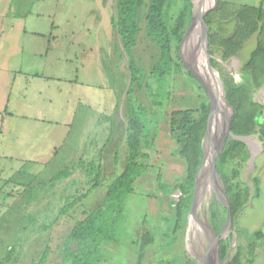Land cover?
I'll return each mask as SVG.
<instances>
[{
	"label": "rangeland",
	"instance_id": "1",
	"mask_svg": "<svg viewBox=\"0 0 264 264\" xmlns=\"http://www.w3.org/2000/svg\"><path fill=\"white\" fill-rule=\"evenodd\" d=\"M181 1L173 0L172 4L178 7ZM184 1L188 22L185 31L190 32L182 44L181 56L187 64L186 54L192 49L189 37L193 30L194 4L193 0ZM147 3L145 0L139 10L140 32L133 49V56L145 73L155 63L158 53L144 30ZM115 5L116 0H0V59L7 55L5 63H0V264H34L45 246L50 248L45 264H61L63 243L72 226L101 202L107 184L124 165V97L130 79L127 57L111 24ZM215 17L209 25L205 23L207 39L210 29L223 34L236 27L234 20L217 22ZM261 39L264 42V33ZM246 40L240 53L226 59L218 47L210 53L208 46L210 64L223 88L224 79L248 88L251 100L261 106L264 114V87L251 86L242 72V62L253 50L256 35ZM13 44L20 46L16 54L9 50ZM32 61L33 68L24 72ZM4 69L10 75L5 82L1 76ZM168 80L169 98L161 107H154L157 112L155 117L151 116L157 120L154 141L151 147L143 149L147 158L140 159L146 163L145 172L135 181L134 193L125 202V237L102 244L101 264H136L135 243L142 231L152 234L153 243L146 247L140 264H157L165 258L177 264L190 258L197 264L198 253L189 239L193 196L184 220L180 219L179 227L172 232L174 216L164 219L155 197V181L158 173L166 184H172L182 175L183 162L172 154L176 141L170 134L169 113L176 109H196L201 100L209 103V98L191 72L175 74ZM4 85L9 94L2 92ZM219 94L222 96L221 88ZM134 98L150 109L143 91L137 90ZM205 134L206 130L201 163ZM246 136L258 144L251 161L253 150L247 141L249 157L241 172L249 195L253 193L250 202L244 204L236 223L231 225L227 222V206L218 191L209 195L204 212L211 232L223 236L218 248L222 240L228 242L227 256L233 258L239 253L245 264L253 256L251 264H263L264 255L258 253L264 232L258 226L264 223L261 220L264 211L260 208L264 192L254 197L250 177L257 176L264 168V143L256 130ZM98 164L102 168L99 185L67 214L57 217L68 199L90 186L94 173L85 169ZM61 171H67L68 175L52 180ZM216 171L222 181L217 168ZM222 184L227 197L223 181ZM179 197L178 190L170 194L173 201ZM198 213L202 215V210ZM252 224L256 226L251 227ZM257 229L262 234L259 239L255 237ZM252 242L256 247L250 248Z\"/></svg>",
	"mask_w": 264,
	"mask_h": 264
},
{
	"label": "trees",
	"instance_id": "2",
	"mask_svg": "<svg viewBox=\"0 0 264 264\" xmlns=\"http://www.w3.org/2000/svg\"><path fill=\"white\" fill-rule=\"evenodd\" d=\"M173 0H148L143 15L144 30L147 38L157 47V59L148 73L138 65L133 56L137 36L140 32L139 10L145 0H116L115 15L111 24L116 31L121 47L127 57V69L130 83L125 92V159L122 169L112 178L105 188V193L99 204L84 213L83 218L77 220L67 235L61 250V264H101L104 259L102 244L117 242L125 237L124 208L129 195L134 193L135 181L145 172L146 163L140 159L147 158L143 149L151 147L155 138L157 111L154 107H161L169 98V77L175 74L190 72L185 69L178 55L179 45L188 25L185 18L184 5L175 7ZM214 21H235L234 30L220 33L219 30H209L208 46L211 53L214 47L221 51L222 58L240 53L247 37L256 35V43L249 56L242 62V72L247 76L251 86L264 87V9L228 2L218 1L217 8L205 16V23ZM225 97L233 109L231 118V133L234 136H246L256 130L259 139L264 143V114L259 104L253 102L250 91L246 87L231 84L224 79ZM143 91L149 99L150 109L138 103L134 94ZM209 103L201 100L196 109H176L168 115L170 134L175 138L176 146L172 154L183 162L182 175L172 184H166L158 173L155 181L156 199L160 209L167 216H174L172 232L179 227V220L184 217L192 202L195 174L202 160V138L209 118ZM249 157L247 145L244 141L228 136L225 145L216 160V168L221 180L225 184L232 216L244 206L249 196L247 181L241 179V172ZM94 173L91 184L85 192L72 196L59 209L57 217L67 214L76 205L87 198L99 185L101 179V165H91L86 168ZM68 175L67 171L57 173L52 180H58ZM254 187V197L259 194L257 176L250 177ZM178 190L180 197L177 201L170 198V194ZM262 236L255 233L256 238ZM153 243V236L149 231H142L137 246L136 264H140L142 255ZM228 242L222 240L219 244V256L225 259ZM256 247L252 242L250 248ZM50 253L49 246H45L34 264H45ZM9 255L5 257L8 259ZM253 258V256L251 257ZM251 258L246 264H251ZM157 264H177L173 259L165 258ZM181 264H196L188 258ZM228 264H245L240 254H236Z\"/></svg>",
	"mask_w": 264,
	"mask_h": 264
},
{
	"label": "bare ground",
	"instance_id": "3",
	"mask_svg": "<svg viewBox=\"0 0 264 264\" xmlns=\"http://www.w3.org/2000/svg\"><path fill=\"white\" fill-rule=\"evenodd\" d=\"M215 0H193V30L189 37L192 49L188 55L186 66L209 90L214 106L208 132L204 140V159L198 174L195 206L190 216L189 239L201 260L215 259L214 234L211 232L204 212V204L209 195L219 190L220 183L211 173V161L214 150L224 128L226 116L230 113L223 97L219 94V82L216 72L210 67L204 45V17L205 11L213 5ZM188 36V35H187ZM187 39V37H186ZM252 147V158L258 150V144L247 138ZM222 182V181H221ZM223 187V186H222ZM210 207V206H209ZM202 210V215L198 213ZM228 222V221H227ZM225 229V228H224ZM236 241V240H235ZM235 241L233 244H235ZM206 242L209 244L206 246ZM231 250L230 253H232Z\"/></svg>",
	"mask_w": 264,
	"mask_h": 264
},
{
	"label": "water",
	"instance_id": "4",
	"mask_svg": "<svg viewBox=\"0 0 264 264\" xmlns=\"http://www.w3.org/2000/svg\"><path fill=\"white\" fill-rule=\"evenodd\" d=\"M217 2H218V0H215L214 1L213 5L210 6L205 11V15L217 5ZM204 26H205L204 45H205V50H206V54H207V58H208V63L210 65V67L212 68V66L210 64V55H209L208 50H207L208 49V39H207V28H206L205 22H204ZM189 32H190V30L185 31V34H184V36H183V38L181 40V43H180L179 54H178L179 57H180V59H181V61H182L183 66L188 71H189V68L186 66L185 61H184V59L181 56V47H182V44H183L184 40L186 39L187 35L189 34ZM254 47H255V45H254ZM191 74L199 81V79L192 72H191ZM216 76H217V74H216ZM129 83H130V80H129ZM200 84L205 89V91H206V93L208 95V98H209V106H210V108H209L208 124H207V128H206V134H207L208 128H209V125H210V121H211V118H212V115H213L214 106H213V103H212L211 96H210V93H209L208 88H206L201 82H200ZM220 88H221V93H222L223 100H224L225 104L227 105V107L229 108L230 113L226 116L225 124H224L225 126L223 128V131L221 133V136H220V138L218 140V143L216 145V148L214 150V154L212 156V161H211V167H210V169H211L212 175L220 183L218 192L221 195L222 199H224L225 205L227 206V216H228L227 221H228V225H231V224H235L236 223V218H237L238 214L241 212V209L235 214V216H232L231 210H230L229 201H228V199L226 197L225 191L221 188V186L223 184L219 180V175H218V173L216 171V168H215L216 157L218 156V154L222 150V148H223V146L225 144V141H226L227 136H233L234 138L240 139V140L244 141L245 143H247L248 136H234V135H232V133H231V115H232L233 109H232L231 105L228 103V101H227V99L225 97V92H224V88H223L222 84L220 85ZM206 134H205V136H206ZM251 161H252V156H251ZM201 165H202V163L198 167V169L196 171V174H195V181H194V188H193V202H192L193 203V206H192L191 212L193 211L194 206H195L194 204H195V198H196V189H197V181H198L197 179H198V174H199V170H200ZM252 195H253V193H250V195L248 197V200H247V204L250 202V200L252 198ZM213 234H214V239H215L214 240V253H215V259H214V261H213V259L210 260L209 258H206V260L203 261V260L200 259V256L197 255V264H226V263H229L230 262V260L232 258V255H230V254L228 256L226 255L227 256V260H226V258L225 259H221L220 256H219L218 243H219V241L221 240V238L223 236H217L215 233H213ZM229 251H231V250L229 249Z\"/></svg>",
	"mask_w": 264,
	"mask_h": 264
},
{
	"label": "crops",
	"instance_id": "5",
	"mask_svg": "<svg viewBox=\"0 0 264 264\" xmlns=\"http://www.w3.org/2000/svg\"><path fill=\"white\" fill-rule=\"evenodd\" d=\"M220 1H222V2H228V3H234V2H231V1H227V0H220ZM234 4H237V3H234ZM240 5H246V6H252V7H262L263 9H264V0H255V2H254V4H240ZM0 16H1V14H0ZM22 30H23V28H22ZM32 33V32H31ZM33 33H34V31H33ZM3 45V44H2ZM18 49H20V46L19 45H17V44H13L12 46H11V48L9 49L11 52H13L14 54H16L17 53V51H19ZM5 50H7V48L5 47ZM3 56V55H2ZM2 56H1V59H0V63H2V61L4 62V60H7L6 59V57H7V55H6V53L4 54V57L2 58ZM35 58L36 57H33V60L35 61ZM34 61H32V62H30L31 63V67L28 69V70H26V69H24V72H28L29 70H31L32 68H33V66H34ZM5 63V62H4ZM4 72H3V74L1 75L2 76V78L4 79V82L5 81H7V77L8 76H10V75H8L9 73H8V71H7V69L5 70H3ZM20 71H22V67L20 68ZM22 73H23V71H22ZM27 74V73H26ZM32 74V73H31ZM33 74H38V73H36V72H34ZM5 85L4 86H2V92L4 91V92H7V91H5ZM8 94H9V92H7ZM8 96V95H7ZM7 98V97H6ZM257 178H258V181H259V194H258V196L257 197H259L260 196V194H261V192H264L263 191V189H264V168L262 169V172L260 173V174H258L257 175ZM260 208H261V210H263L264 211V202H262L261 203V205H260ZM264 218V217H263ZM261 220L263 221L264 219H262L261 218ZM264 222V221H263ZM257 224V223H256ZM256 224H252L251 225V227H253L254 225L256 226ZM259 225V224H258ZM258 227H261V230L264 232V223H261V225H259ZM257 227V228H258ZM259 229V228H258ZM258 229H257V231H258ZM259 248H260V252L258 253V254H261V255H264V235H263V238H261V242L259 243ZM258 254H256V256L255 257H257V255ZM254 257V258H255ZM263 264H264V261H263Z\"/></svg>",
	"mask_w": 264,
	"mask_h": 264
}]
</instances>
